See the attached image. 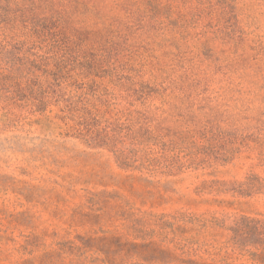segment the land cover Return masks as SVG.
<instances>
[{
    "label": "rangeland",
    "instance_id": "obj_1",
    "mask_svg": "<svg viewBox=\"0 0 264 264\" xmlns=\"http://www.w3.org/2000/svg\"><path fill=\"white\" fill-rule=\"evenodd\" d=\"M33 1L0 30V264H264V0Z\"/></svg>",
    "mask_w": 264,
    "mask_h": 264
},
{
    "label": "trees",
    "instance_id": "obj_2",
    "mask_svg": "<svg viewBox=\"0 0 264 264\" xmlns=\"http://www.w3.org/2000/svg\"><path fill=\"white\" fill-rule=\"evenodd\" d=\"M31 2V5H34L33 0H29ZM14 0H0V30H4L6 33V36H8V32L10 29L14 28V25L19 17H22L21 15L15 14L17 10L14 9ZM27 20V19H26ZM35 32H40V30H37V27L34 29ZM5 57L7 58V62H9V55L10 50H7V52L4 51ZM36 57L33 61L34 68L43 71V73L47 76V86L49 88H53L56 85L61 86L63 80L66 78V75H64V69L65 65L62 59H59L58 57H44L39 56L38 54H34ZM12 61V60H11ZM13 66V65H12ZM13 71L12 69H7V71L0 74V84L3 86L0 88V91H5L8 93V91H15L18 87H21V82H19L17 79L13 77ZM35 75V74H34ZM54 80V81H53ZM58 81V82H56ZM56 83V85H55ZM39 84V83H38ZM4 93L2 94V96ZM44 99V98H43ZM43 101V100H42ZM43 103V102H42ZM243 184H240L238 189L235 191H239V193H242L240 190L243 188Z\"/></svg>",
    "mask_w": 264,
    "mask_h": 264
}]
</instances>
